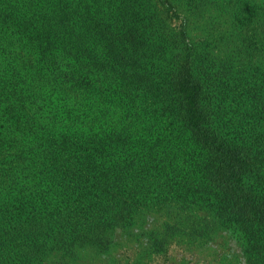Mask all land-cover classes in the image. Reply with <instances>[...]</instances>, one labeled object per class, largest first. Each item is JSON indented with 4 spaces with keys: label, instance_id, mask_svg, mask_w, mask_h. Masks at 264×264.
<instances>
[{
    "label": "rangeland",
    "instance_id": "rangeland-1",
    "mask_svg": "<svg viewBox=\"0 0 264 264\" xmlns=\"http://www.w3.org/2000/svg\"><path fill=\"white\" fill-rule=\"evenodd\" d=\"M83 1V8L92 9L91 17L98 20L86 34L88 39L99 36L93 48L98 68L118 76L128 72L125 60L132 68L146 67L143 71L148 75L136 83L143 98L131 105H137L132 111L140 114L144 127H151V138L132 168L123 162L131 140L116 137L118 145L111 144V149L104 138L100 146L106 157L104 168H110L111 154L112 167L121 171L113 199L118 209L123 207L124 221L112 226L100 217L86 219L82 212L83 218L73 217L67 206L77 208L74 198H90L85 193L87 183L78 191L77 182L62 180L66 171L83 167L66 156L77 139L69 131L73 120L56 113L59 100L51 101L48 108H29L17 106L21 102L16 97L7 99L3 89H10L9 80L19 74L30 76L31 70L26 63H15L20 67L16 74L3 73V60L13 61L15 56L10 53L3 59L0 52V264H21L18 255L14 259L7 253L13 235L19 233L40 234L39 243L30 250L35 258L29 264H264L263 239L220 211L204 185L191 183L197 172L183 162L192 140L183 128L184 110L174 103L179 94L162 93L165 67L187 62L203 83L210 123L228 140L250 150L254 168L245 182L264 196V0H111L125 4L113 10L112 17L103 4ZM15 15L17 24L27 18L21 10ZM6 20L0 0V45L3 40H24L5 32ZM172 32L178 35L173 43L169 42ZM126 37L136 47L125 52L108 47L120 45L111 40L125 42ZM180 39L182 45L172 47ZM32 81L26 79L27 84ZM150 84L156 88L149 92ZM102 95L100 106L108 110L113 98ZM126 109L127 104L115 105L116 120ZM147 153L157 159L148 160ZM58 154L64 155L57 158ZM92 218L97 222L90 223ZM70 219L72 227L63 230L60 226ZM40 225L43 229H36ZM59 231L72 236L63 246L54 239ZM23 239L18 238L19 252L27 250ZM45 239L52 247L40 248Z\"/></svg>",
    "mask_w": 264,
    "mask_h": 264
},
{
    "label": "trees",
    "instance_id": "trees-1",
    "mask_svg": "<svg viewBox=\"0 0 264 264\" xmlns=\"http://www.w3.org/2000/svg\"><path fill=\"white\" fill-rule=\"evenodd\" d=\"M81 1L3 0V17L11 20L9 24L5 21V32L13 34L15 39L24 38L22 41L16 40L17 43L3 40V46L0 45L3 59L10 53L15 56L13 61L3 60V73L11 71L16 74L20 67L14 65L15 63H26L31 70L30 76L25 78L19 74L16 80L8 79L11 82L10 89L3 90L7 99L16 97L21 102L17 106L26 104L29 108L36 105L38 108H48L51 101L59 100L57 102L61 108L56 113L67 115L73 120L69 131L77 138L66 151L67 160L75 159L83 166L81 170L66 171L62 180L77 182L78 185L74 189L78 191L83 190L81 184L87 183L88 190L85 193L90 197L74 198L73 203L78 204L76 207L79 211L77 208L70 210V206H67L68 214L81 218L79 212H82L86 219L100 217L103 221L110 220L109 225L114 226L121 224L126 214L123 207L118 209L113 199L121 181V171L112 167L113 158L110 152V168H104L106 157L102 155L100 146L104 144V138L109 140L111 149V144L118 145L116 137H120L122 141L131 140L128 142L132 143L131 151L125 152L124 166L132 168L142 158L140 153L151 138L148 132L151 127H144L140 114L132 111L137 109V105L131 104L141 102L143 91L136 83H141L148 73L143 71L145 66L143 69L132 68L128 60H125L128 72L123 75H112L109 71L102 72L98 68L97 53H94L93 48L99 44V36L96 33L93 39L86 37L88 28L92 29L98 20L94 19L95 16L91 17V14L94 15L92 9L83 8L84 1ZM99 4L108 8L104 12H108L110 17L113 16V10L125 7L124 3L118 1L95 0V5ZM19 10L24 11L27 18L17 24L14 18H17L15 13ZM173 36L178 37L172 32L169 35L171 43ZM124 40L125 42L119 41V38L111 40L110 42L120 45L110 43L108 47L121 52L136 47V43H128L127 37ZM181 45L180 39L172 47L178 48ZM90 47L91 52L88 54ZM112 63L110 60L108 64ZM162 73V84L165 86L162 93L165 96L169 93L179 94L174 103L182 106L184 110L183 128L187 139L192 140L188 142L190 147L185 154L186 158H183V162L192 164L197 172L191 183L200 188L202 186L198 183L204 185L220 211L240 223L241 228L249 234L252 232L254 236L259 235L264 242V196L245 182L254 168V158L250 150L244 145L228 140L210 123L202 99L203 83L187 62L175 61L173 66L167 65ZM26 79L33 81L27 84ZM3 83L6 84L4 81ZM148 88L150 92L156 87L150 84ZM100 95L113 98L109 103L111 109H102ZM62 101L65 103H61ZM121 103L127 104V109L124 110L122 119L116 120L118 113L112 109ZM31 112L37 114L34 110ZM39 115L41 113L36 116ZM19 116L32 118L25 113H20ZM4 122L6 120H3ZM161 140L156 139L157 142ZM151 154H146L148 160L149 157L151 160L157 159ZM63 155L58 154L57 158ZM95 221L97 222L95 218L89 220L92 224ZM73 223L70 219L60 227L69 230ZM36 229L43 228L40 225ZM38 235L40 236L38 233L13 235L11 241L14 244L7 248L8 255L14 256V259L15 255H18L21 264H29L35 258L30 250L39 243ZM23 236L27 250L19 252L20 244L17 242L18 238ZM71 237L69 233L59 231L54 239L56 245L63 246ZM47 241L45 239L40 248L52 247V243L48 244Z\"/></svg>",
    "mask_w": 264,
    "mask_h": 264
}]
</instances>
